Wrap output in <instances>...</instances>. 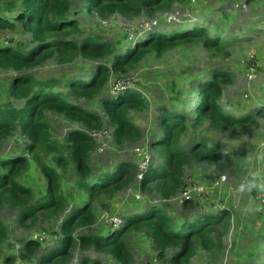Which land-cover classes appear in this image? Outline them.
<instances>
[{"label":"trees","instance_id":"trees-1","mask_svg":"<svg viewBox=\"0 0 264 264\" xmlns=\"http://www.w3.org/2000/svg\"><path fill=\"white\" fill-rule=\"evenodd\" d=\"M179 1L86 0L85 10L101 18L115 14L131 18L143 11L156 13L171 9ZM70 11V0H0V29L13 31L20 27L31 36L34 44L28 50L21 45L0 47V69L17 73L9 84L8 97L22 103L20 108L12 103L0 104V141L18 132L27 142L20 153L0 161V212L6 207L17 211V225L28 227L38 217H57L67 210L59 228L60 239L53 248L41 252L37 264H67L76 247L82 250L92 248L109 255L118 264H137L128 246L127 236L141 230L148 235L158 259L162 260L172 251L168 264H189L195 242L208 252L220 249L222 235L219 232L227 226V211L174 223L164 209L153 206L126 216L119 230L76 235L77 230L90 229L95 224L94 201L103 195L111 197L114 192L127 187L138 169L136 163L121 161L111 171L94 174L89 164L90 155L96 149L94 139L86 131L69 130L59 143L52 137L46 113L61 115L66 121L80 123L86 129L100 130L103 123L99 113L73 104L70 97L91 100L99 96L112 73H125L149 54L160 57L189 43L219 51L226 42L220 37H211L204 26L193 24L182 26V31L177 33L147 32L132 46L116 51L112 44L98 36L77 40L79 24L70 18ZM76 56L95 63V67L86 79L65 82L66 92L58 90L55 81H37L31 75L21 74L53 57L67 62ZM106 59L111 62L103 63ZM231 78L228 71L213 69L207 79L197 84L198 97L191 112L183 114L174 109H160L158 130L149 143L159 163L148 166L139 181L140 191L154 192L161 199L168 200L185 186L183 175L188 164L208 163L221 167L233 163L234 153L208 136L192 139L188 151L178 145L180 136L188 130V124L196 127L208 121L213 130L225 131L237 125L255 123L254 116L264 114V107L255 115L240 118L223 111L219 105L222 86ZM100 106L113 130L112 138L117 147L141 138L140 129L128 118L127 110L143 111L148 107L142 93L123 89L116 95L101 99ZM48 158L63 171L72 167L74 180L69 190L62 188L61 177L48 164ZM32 159L46 180L45 193L38 199H35L32 189L19 181ZM84 193L88 198L79 201L78 197ZM186 206L194 207L191 201H185ZM7 237V225L0 219V255ZM22 244L20 258L24 260H29L41 248L39 242L30 239ZM6 262L13 263L10 258H6ZM87 263L86 259L80 262ZM92 264L99 262L94 260Z\"/></svg>","mask_w":264,"mask_h":264},{"label":"rangeland","instance_id":"rangeland-1","mask_svg":"<svg viewBox=\"0 0 264 264\" xmlns=\"http://www.w3.org/2000/svg\"><path fill=\"white\" fill-rule=\"evenodd\" d=\"M70 18L79 24L80 35L77 40L87 36H98L112 44L116 51L124 50L136 39L147 33L170 34L182 31V26L193 24L204 26L211 37H220L226 42L222 50L206 49L202 44L192 43L179 46L160 57L149 54L135 67L125 73H112L99 96L91 100L70 97L73 104L85 109L97 111L102 118L100 130L86 129L80 123L66 121L61 115L46 113L51 127L52 137L62 143L69 130L86 131L95 136V151L90 155L89 164L94 174L111 171L118 162L140 163L135 156L137 147H148L150 163H159L155 151L149 143L157 132L158 117L162 107L191 112L198 97L197 84L207 79L213 69L228 71L232 78L222 86L219 105L230 116L240 118L255 115L264 107V0H180L171 9L151 13L143 11L139 16L125 18L118 14L101 18L97 14H88L86 0H70ZM12 17V14L9 15ZM191 20L184 23L183 19ZM110 20L109 27H103L98 20ZM155 24L154 28L149 25ZM129 36H133L131 39ZM23 46L32 48L31 36L20 27L11 31L0 29V47ZM253 54L256 61V78L247 79L244 59ZM110 59L103 61L109 64ZM95 67V63L76 56L67 62L50 58L42 65L21 72L31 75L37 81L56 82V88L66 92L65 82L71 79H86ZM16 72L0 69V104L12 103L21 107L8 97V87ZM122 88L142 93L148 102L143 111L127 110L128 118L140 129L141 138L122 147H117L112 138V128L107 117L101 112V99L118 94ZM115 89H119L115 91ZM118 92V93H117ZM246 95V97H245ZM255 123L237 125L229 130L215 131L208 121L199 126L188 124L178 145L186 151L192 139L200 136L211 137L217 144L234 153L233 163L216 167L208 163H190L184 169L183 182L187 186L195 184L202 187L192 191L193 206L184 207L179 201L182 192H178L168 202L154 193H143L139 189L137 175L129 185L113 195H103L94 201L95 224L90 228L77 230L76 235L105 234L111 230L104 217L116 216L123 221L130 214L145 211L153 206L164 209L174 223L193 221L203 214H215L227 211V226L221 229L220 249L208 252L195 242V251L189 264H264V211L248 212L245 208L251 203L264 200V193L238 192L236 189L246 185L254 178L264 179V114L254 116ZM26 140L15 132L11 137L0 141V161L10 155L20 153ZM102 147L100 152L98 149ZM61 177V186L65 191L73 186V169L63 171L46 159ZM19 181L32 189L35 199L45 193L46 180L35 160L19 178ZM194 189V188H193ZM136 196H139L137 200ZM87 194H81L79 201L86 200ZM70 206L68 207V209ZM66 212L57 217L41 218L28 226L20 227L16 223L17 211L7 207L0 212L8 228L7 240L2 244L0 264H37V258L44 250L51 249L60 239L59 228ZM227 217V216H226ZM225 217V218H226ZM35 234H44L39 252L29 260L20 258L22 242ZM128 246L137 264H168L172 254L169 251L161 260L156 257L148 235L144 230L132 232L127 236ZM213 240V239H212ZM93 257L100 264H118L112 257L94 250H82L76 247L67 264H80L81 260ZM13 263H5V259Z\"/></svg>","mask_w":264,"mask_h":264},{"label":"built area","instance_id":"built-area-1","mask_svg":"<svg viewBox=\"0 0 264 264\" xmlns=\"http://www.w3.org/2000/svg\"><path fill=\"white\" fill-rule=\"evenodd\" d=\"M99 23L103 26V27H109L111 24H110V20H98ZM184 23L186 22H191V20H187L186 18L183 19ZM155 24H151L149 25V28L153 27L154 28ZM133 36H129V38L131 39ZM138 39H136L135 41H133V43H135ZM133 43H131L129 46H132ZM244 64H245V69L247 71V79L248 80H253L254 78H256V61H255V57L253 54H248L246 56V59H244ZM123 89H129V88H122L120 89L121 91ZM119 90V89H117ZM115 89V91H117ZM246 97V95H245ZM94 141H95V136L96 135H90ZM102 147H99V151L101 152L102 151ZM134 154L135 156L139 159L140 163L136 164L137 165V169H138V172H137V180H138V184H139V181L142 179L143 177V174L146 172L148 166L151 164L150 163V156L148 154V147H137L135 150H134ZM185 184V183H184ZM194 188V189H193ZM198 189L200 192H202V194L204 193V191H201L202 190V187H196L195 184H192L190 185L189 183L187 184V186L185 185L183 187L182 190H180L181 195L179 197V201L183 204L185 201H191L192 200V191H195V189ZM178 195V194H177ZM137 200H139V196H136ZM173 197H171L170 199H172ZM168 199V200H170ZM162 201L164 202H168V200H164V199H161ZM104 221L105 223L111 227V230H119L123 227V221L116 217V216H105L104 217ZM45 238L44 234H35L33 235L32 237H30L29 239L30 240H33V241H37V242H42L43 239ZM28 239V240H29ZM150 264H158L157 261L155 260L153 263H150Z\"/></svg>","mask_w":264,"mask_h":264},{"label":"clouds","instance_id":"clouds-1","mask_svg":"<svg viewBox=\"0 0 264 264\" xmlns=\"http://www.w3.org/2000/svg\"><path fill=\"white\" fill-rule=\"evenodd\" d=\"M129 47V46H128ZM236 191L238 192H257V193H264V179L254 178L246 185L239 186ZM245 211L248 212H261L264 211V200L260 203H251L249 206L245 208Z\"/></svg>","mask_w":264,"mask_h":264},{"label":"crops","instance_id":"crops-1","mask_svg":"<svg viewBox=\"0 0 264 264\" xmlns=\"http://www.w3.org/2000/svg\"><path fill=\"white\" fill-rule=\"evenodd\" d=\"M94 227V226H93ZM107 232V231H106ZM88 250H93L92 248H90V249H88ZM95 251V250H94ZM96 252V251H95ZM84 259H86L87 261H88V263L87 264H92V262L94 261V260H97L98 262H99V264H100V261L98 260V259H96V258H93V257H87V258H84ZM70 261V260H69ZM69 263V262H68Z\"/></svg>","mask_w":264,"mask_h":264}]
</instances>
